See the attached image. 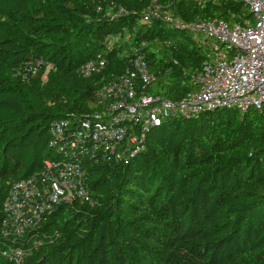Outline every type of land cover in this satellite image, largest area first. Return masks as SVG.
<instances>
[{"label":"trees","instance_id":"obj_1","mask_svg":"<svg viewBox=\"0 0 264 264\" xmlns=\"http://www.w3.org/2000/svg\"><path fill=\"white\" fill-rule=\"evenodd\" d=\"M153 1L183 22L250 19L242 0H0V224L10 184L55 158L50 123L100 114L96 91L130 67L132 49L153 78L138 92L179 100L193 90L207 46L143 23ZM97 55L107 68L81 78ZM34 59L50 67L46 80L21 81ZM84 163L94 205L58 208L45 225L58 237L20 263L0 240V264H264V107L169 120L127 161Z\"/></svg>","mask_w":264,"mask_h":264},{"label":"built area","instance_id":"obj_2","mask_svg":"<svg viewBox=\"0 0 264 264\" xmlns=\"http://www.w3.org/2000/svg\"><path fill=\"white\" fill-rule=\"evenodd\" d=\"M242 1L250 19L231 25L219 20L183 22L168 7L156 1L149 5L143 23L164 22L190 32L197 43L207 46L206 58L193 76V90L179 100L138 92L137 82L144 89L153 78L143 57L132 49L130 67L96 91L104 110L87 119L51 122L48 147L55 158L45 160L29 178L10 184L0 224L5 259L20 263L58 237L57 231L45 230L48 218L58 208L94 205L85 160L127 161L143 148L150 128L169 120H190L220 109L246 113L264 107V0ZM116 15L127 12L119 8ZM121 38L127 43L129 35ZM114 41L110 39L108 48ZM43 65L41 59L26 61L17 76L28 82L38 76ZM107 65V60L97 55L77 73L89 79Z\"/></svg>","mask_w":264,"mask_h":264},{"label":"rangeland","instance_id":"obj_3","mask_svg":"<svg viewBox=\"0 0 264 264\" xmlns=\"http://www.w3.org/2000/svg\"><path fill=\"white\" fill-rule=\"evenodd\" d=\"M49 69H50V67L47 66V67H45L44 70H40L41 72H40V74H38L37 77H40L41 82H44L46 80V75H47Z\"/></svg>","mask_w":264,"mask_h":264}]
</instances>
